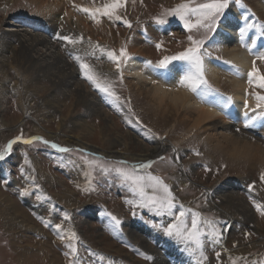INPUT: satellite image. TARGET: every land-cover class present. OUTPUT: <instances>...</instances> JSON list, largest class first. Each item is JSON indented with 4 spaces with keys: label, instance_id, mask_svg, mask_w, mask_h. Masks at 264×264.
<instances>
[{
    "label": "rangeland",
    "instance_id": "obj_1",
    "mask_svg": "<svg viewBox=\"0 0 264 264\" xmlns=\"http://www.w3.org/2000/svg\"><path fill=\"white\" fill-rule=\"evenodd\" d=\"M105 2L107 0H77L73 2V5L92 8L100 7ZM182 2L184 0H126L125 7L120 8L118 14L131 22V28L122 22L109 21L106 17L100 18L97 23L88 14L82 13L87 16V22L98 24V27L108 25L106 28L113 31V41L90 39L93 44L98 43L117 53L121 47H125L128 52L127 43L139 34L145 54L149 56L151 63L157 64L164 56L176 55L189 47L187 39L189 33L183 30L182 23L178 25L174 20L175 17L166 14ZM196 2L202 3L204 0H196ZM240 3L244 5L243 8L246 11L259 17L260 21L256 22L254 18L253 23L264 24V0H240ZM24 6V1L18 3L7 15L26 13ZM230 6L241 8L235 3H231ZM245 13L243 12L244 15ZM3 16H6L5 13L1 15V17ZM161 18L167 20L168 23L157 24V19ZM62 29L65 30V35L76 37L82 35L85 38L83 44L74 46L75 50L73 48L72 51H64V45L58 39L60 33L53 29H47L46 32L56 42L55 44L59 45L58 48L62 54L78 68L73 56L84 54V50L88 48L87 40L89 38L85 37L84 33L71 25L70 22L62 25ZM123 35L126 36L123 37ZM191 35L199 39L204 36V32L203 30L199 32L194 30ZM210 37L206 40L205 47L212 53V56L223 58V55L217 52L218 50L212 49L209 45ZM161 41L163 42L162 47L158 49L156 44ZM86 59L88 63L114 66V75L102 76L100 74L101 79L107 78L115 81V91L120 96L129 119H132L133 122L117 112L116 108L105 105L107 113L113 119L111 124H106L98 115L86 109L84 103L75 98L65 99L59 90H56L52 99L49 95L50 89L46 88L49 82L44 78L39 84H36L32 82L33 79L22 83V81H17L15 76H0V121H3V127L0 130V149L9 140L21 135L24 139L43 137L62 147L73 149L72 152L63 153L50 146H45L39 140H34L31 144H25L21 140L14 145V151L5 160L0 161V264H75L76 261L79 264H154V256L150 251L128 234L133 223L148 224L151 229L156 230L171 243L174 240L185 246L182 241L175 237H169L162 230L154 227L156 224L167 226L168 223L173 222V217L167 215L158 217L148 209L140 208L138 194L130 191V184L122 183V178L114 170L117 167L128 170L134 164L144 163L141 159L127 156L125 158H106L94 154L90 150L82 153L76 151L82 148L69 146L71 143L69 144L64 137H50L47 133L36 128L35 120L38 119L37 121L46 130L58 132L56 122L60 119L61 114L62 117L66 115L69 106L72 109L71 116H83V120L79 119L78 121L82 122V126L69 127L67 123V126L62 127L61 132L78 134L82 140H88L87 142L102 149L124 150L125 153L140 154L144 147L151 146L154 137H165L164 132L174 122L172 120L174 118H168L170 124L168 127L166 125L167 128L164 127V121L160 115L156 114L155 107L148 104L147 98L141 99L128 90L124 76L121 81L118 74L115 73L113 63L103 56L100 59L92 57ZM95 72L98 73L96 70ZM81 78L82 76L68 77L71 81L81 80ZM84 81L91 87L90 90L95 96L102 95L93 88L88 80L84 79ZM17 82L19 83L17 84ZM208 82L215 87L209 80ZM26 86L28 87L26 88ZM252 91H260V89L252 88ZM42 99H45V105L40 104ZM47 102L55 106H63L58 112L50 108ZM20 103L25 104L26 109H22L23 106ZM27 108L29 109L27 110ZM22 119H24V123L15 125ZM92 127L93 129H91ZM240 128L242 130L240 132L245 133V136L248 134L247 137L250 139L255 137L261 139L264 147V134L257 128H245L244 126ZM90 129L93 131L87 133L86 130ZM184 132L185 128L181 127L169 137L166 136L169 141L177 143L176 149L170 147L158 155H154L150 159L153 163L148 171L162 177L165 183L171 186L178 206L174 212L178 211L179 205H183L185 210H190L186 217L189 220L192 212H199L202 218L218 221L219 226L224 230L228 226V231L225 236L222 235L219 244L206 241L207 261L205 264H230L231 260H236L237 264H245L246 261L251 264L252 261L264 260V239H261L264 238V216L255 209L253 204V200L264 204V182L260 180V173L264 171L263 164L256 163V166H251L244 159L233 158L216 148L213 150L203 139L187 138L185 140ZM176 150H178L181 164L176 158ZM197 151L200 155L195 154ZM26 159L29 161L27 164H25ZM86 160L103 163L109 171L104 173L97 163L90 164ZM119 161H127V164H120ZM205 166L209 170L206 171ZM21 168L24 169L23 172H21ZM220 184H225L226 188L231 185L236 189L240 187L237 191L245 199L247 206L254 210L256 225L245 219L241 211H237L231 204L229 206L222 205L227 211L232 212L234 217L231 226H229L231 221L221 211H218L208 195L210 192L207 193V188L213 189ZM249 185H253V187L249 188ZM25 189H27V194H22ZM85 189L90 190L86 191ZM213 196L218 201L215 197L216 194ZM65 212L69 216L67 220L64 218ZM112 216L121 221L118 229L115 228ZM46 221L48 222L47 227L45 226ZM55 224H60L61 230H56ZM59 232H63L65 240L60 239ZM72 233H75L78 238L73 241L78 249L77 256H73L67 247L68 238ZM245 233H250V235L245 236ZM142 235L148 239L153 248H158L156 238L144 233ZM163 247L158 250L161 257L166 261L173 259L172 253L165 254L167 250H164ZM217 252L221 253L219 259L216 256ZM146 257H151V259ZM190 257L196 264L199 253L190 254ZM179 263L182 262L179 261Z\"/></svg>",
    "mask_w": 264,
    "mask_h": 264
},
{
    "label": "bare ground",
    "instance_id": "obj_2",
    "mask_svg": "<svg viewBox=\"0 0 264 264\" xmlns=\"http://www.w3.org/2000/svg\"><path fill=\"white\" fill-rule=\"evenodd\" d=\"M22 1L25 3L24 9L26 13L11 16L7 15L11 9ZM74 1L77 0H0V76H15L16 80L22 81V83H26V81L33 79L32 82L36 84H39L42 78H44L49 82L46 88L50 89L49 95L52 99L56 94V90H59L65 99H78V101L84 103L86 109L98 115L106 124H111L113 119L111 115L107 113L104 106L110 105L114 109L116 107L112 106L106 97L102 95L100 97L95 96L90 90L91 87L85 83L83 78H81V80L72 81L68 79L69 76L80 77L81 74L75 64L71 63L70 60L62 54L60 48H58L59 45L57 46L55 44L56 42L46 33L47 29H53L56 32L58 31L60 36L65 35V30L62 29V25L66 22H70L71 25L78 28L84 33L85 37L89 39L114 40L113 31L106 28L108 25H106V27H98V24L87 22V16L74 7ZM243 12H246L245 15ZM3 13H5L6 16L1 17ZM253 15L252 12L246 11L245 8H234L230 6L226 11V18H222L217 31H215L208 40L211 48L216 51L218 50L217 52L221 53L223 58L217 56L205 58V76L207 80L215 86L214 88L219 89L225 96H230L232 98V103L227 109L222 110L211 104L203 103L194 93L179 85V76L183 74V62L172 61L168 69H153L150 67L147 64V62L150 61L149 56L145 54L144 48H142L141 37L137 34L127 43L130 59L123 67L125 84H127L128 90L133 94L141 97V99L143 97L148 99V104H152L155 107L156 114L160 115L162 121H164V127H166V125L168 127L170 124L169 119L174 118L172 119L174 122L165 130L164 138L154 137V140L151 141V146L144 147L140 154L125 153L123 152L124 150L102 149L87 142V139V141L82 140L81 136L78 134H74L73 132V134H64L61 132L62 127L67 126V123L69 127L82 126V122L78 121L79 119L83 120V116H71L72 109H70L69 106L67 107L66 115L63 117L60 112V119L56 122V130L58 132L46 130L45 127L37 121L38 119L35 120L36 128L47 133L50 137H64L69 144L71 143L69 146H78L79 148L90 150L94 154L96 153L106 158H125L127 156L139 158L146 163L154 155H158L170 147L176 149L177 143L169 141L168 137L178 131L179 128L184 127V133L187 135H185V140L187 138L203 139L213 150L216 148L217 150L224 151V153L233 158L244 159V161L251 166H256V163L263 164L264 166V147L262 146L261 139L258 137L250 139L247 137L249 136L248 134L245 136V133L240 132L242 131L240 127L244 126L243 114L246 111L244 108L245 100L248 101L250 107L255 106V99L250 95V93L253 92V87L248 84L247 72L251 69L252 62L256 60V56L239 42L238 36L239 28L244 25V18L246 16L248 17L249 23H253L254 18L256 22L260 21L259 17ZM254 35L255 30H249V36L246 37V41L251 43V37ZM125 36L123 35V37ZM123 37H121V39H123ZM60 41L64 45V51H72L74 48V46L69 45L66 41L61 39ZM255 51H264V37L257 41V48ZM224 61H231V65L223 63ZM256 63L260 70L264 72V61L256 60ZM89 64H91L94 70L102 76H110L114 73L113 65L105 64L100 66L97 63ZM152 65L155 64L152 63ZM232 65L239 67L240 75L234 73ZM18 83L19 82H17V84ZM27 87L28 86H26V88ZM44 102L45 99H42L40 104L42 105ZM20 104L23 106L22 109H26L25 104ZM26 105L28 106V104ZM47 105L56 111H60V108L63 106H55L48 102ZM28 109L29 108H27V110ZM116 110L129 119L123 106L120 110L117 108ZM32 115L34 114L32 113ZM23 121L24 119L20 120L15 125L18 126ZM129 121L133 122L132 119H129ZM2 123L3 121H0V130L3 127ZM83 126H86V124H83ZM237 128L240 129L239 132L236 131ZM255 128L264 134V124H258ZM91 129H93V127ZM91 129L86 130L87 133L92 132L93 130L91 131ZM250 137L252 138V136ZM176 152L178 163L181 164L178 158V150H176ZM225 184L216 185L213 189L209 187L207 188V193L210 192L208 195L218 211H221L229 218V221H231L229 226H231L234 217L231 214L232 212L227 211L222 205L229 206V204H231L237 211H241L245 219L252 221L256 225V214L254 210L247 206L245 199L240 196L237 191L240 187L236 189L231 185L229 188H226L224 187ZM214 194H216L215 197H217L218 201L214 199ZM227 227H225L223 231L224 236L228 231ZM142 233L156 238L158 248H153ZM128 234L133 240L150 251L154 256V261L158 262H154V264H194L189 252L186 250L185 246H182V243L174 240L171 243L170 240L158 234L156 230L151 229L148 224L133 223L128 230ZM162 246H164V250H167L165 254L172 253V255H170L173 259L166 261L161 257L158 250ZM179 261L182 263H179Z\"/></svg>",
    "mask_w": 264,
    "mask_h": 264
},
{
    "label": "snow or ice",
    "instance_id": "obj_3",
    "mask_svg": "<svg viewBox=\"0 0 264 264\" xmlns=\"http://www.w3.org/2000/svg\"><path fill=\"white\" fill-rule=\"evenodd\" d=\"M238 4L241 8L244 7L240 3V0H204L202 3H197L196 0H184V2L176 5L173 9H170L166 14L178 19L182 23L183 30L189 33L187 39L189 41V47L184 51L172 56H164L157 64L152 65L151 61L147 64L153 69H168L170 62L180 61L182 63L183 74L179 76V85L187 88L190 92L194 93L196 97L203 103H208L213 106L219 107L222 110L227 109L232 103L230 96H225L214 88L207 80L205 76V58H211L212 53L205 47V42L208 39V34L217 31L219 23L222 18H226V10L229 9L230 4ZM126 0H107L100 7H81L74 5L78 11L88 14L95 22H99L100 18L106 17L109 21L122 22L125 26L131 28L132 24L129 20L124 19L118 14L120 8L125 7ZM245 23L239 28V42L247 48L250 52L256 56V60L264 61V51H255L257 48V41L264 37V24L249 23L248 17L245 18ZM157 24L164 25L168 23L165 19H157ZM255 30V35L251 37V43L246 41V37L249 36V30ZM203 30L204 36L197 39L191 33L193 31ZM59 39L66 41L69 45L76 46L83 44L85 38L81 35L79 37L72 35H61ZM162 41L156 44V47L160 49L162 47ZM88 48L84 50V54H75L74 60L78 64V68L82 78L88 80L93 88L102 94V96L108 99V102L120 110L123 106L120 96L115 91V81L111 79H101L100 74L96 73L94 67L87 62V57L100 59L102 56L106 57L111 63L115 65V73L118 74L119 79L123 80V67L130 59L127 49L121 47L117 53L115 50H109L100 46L98 43L93 44L89 39L87 40ZM75 50V48H74ZM72 55V53H70ZM219 59V58H217ZM256 60H253L251 69L247 72L248 84L254 89H260V91H253L250 93L255 99V106L250 107L247 100L244 102V127H255L258 124H264V72L257 66ZM223 63L231 65V61H224ZM234 73L240 75L239 67L232 65ZM138 119V118H137ZM240 131L239 128L236 129ZM23 140L25 144H31L34 140L42 141L45 146H50L53 149H57L63 153L72 152L73 149L69 147H62L61 145L44 139L43 137H32L30 139H24L23 136H17L14 139L9 140L6 145L0 149V161L14 151V145ZM76 151L85 152V149H77ZM196 155H200L197 151ZM94 155V154H93ZM161 159H163L161 157ZM87 163H97V166L104 173H107L109 169L103 164L95 161H87ZM29 163L26 159L25 164ZM120 164H127V161H119ZM153 161L149 160L146 163H137L131 166L130 169L125 170L122 167L115 168V172L122 178L121 182H128L130 184V191L138 194L140 208L148 209L150 212L155 213L158 217L165 215L173 217V222H170L165 226L164 224H156L154 227L163 231V233L169 237H175L182 241L186 247V250L195 255L199 253V258L196 260V264H205L207 257L205 255L206 241H210L214 244L221 242L224 229L219 226V222L214 219L202 218L201 213L192 212L190 220L187 219L190 210H185L183 205H179L177 209L176 198L171 190V186L163 180L162 177L154 175L148 171ZM142 170V172H141ZM205 170H209L205 166ZM24 169L21 168V172ZM219 171V169H217ZM260 180L264 182V171L260 173ZM253 185H249L252 188ZM89 191L90 189H85ZM22 194H27V189ZM39 199V197H38ZM131 203V201H129ZM255 209L264 216V204L258 203L253 200ZM64 218H69L68 213H64ZM115 228L118 229L121 221L115 216H112ZM45 226H48V222H45ZM56 230H61L60 224L54 225ZM60 239L65 240L63 232L58 233ZM250 233H245V236ZM75 233H72L68 238L67 247L73 256L78 255V249L73 241L77 240ZM235 247V245H234ZM221 253L217 252L216 256L219 259ZM151 259V257H146ZM103 259V257H101ZM243 259V258H241ZM75 264H79L78 261ZM230 264H237L236 260H231ZM245 264H248L246 261ZM251 264H264V260L252 261Z\"/></svg>",
    "mask_w": 264,
    "mask_h": 264
},
{
    "label": "water",
    "instance_id": "obj_4",
    "mask_svg": "<svg viewBox=\"0 0 264 264\" xmlns=\"http://www.w3.org/2000/svg\"><path fill=\"white\" fill-rule=\"evenodd\" d=\"M98 155V154H97ZM100 156V155H99ZM117 160V159H116Z\"/></svg>",
    "mask_w": 264,
    "mask_h": 264
}]
</instances>
